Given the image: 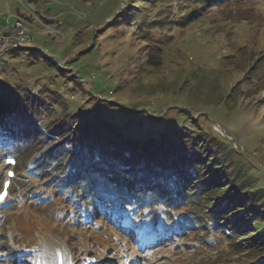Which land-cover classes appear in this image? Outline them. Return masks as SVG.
<instances>
[{"label":"rangeland","instance_id":"rangeland-1","mask_svg":"<svg viewBox=\"0 0 264 264\" xmlns=\"http://www.w3.org/2000/svg\"><path fill=\"white\" fill-rule=\"evenodd\" d=\"M130 1L36 0L28 4L29 0H0V20L8 17L12 22V14L21 10L14 15L15 22L20 21L32 35L24 48L0 57V79L14 90L16 99L31 90L35 97L49 100V94L38 91L44 85L47 91L65 95L66 103L78 106L85 100L84 91L91 87L92 93L98 91L105 98H127L126 104L145 99L151 113L156 105L168 104V110L173 111L184 108L189 117L180 115V119L196 118L203 129L214 130L209 132L217 138L220 128L224 151L239 169L242 182L264 196V0H234L207 11L187 27L175 25L170 32L174 36L163 45L162 63L151 75L144 63L143 37L110 24L120 7ZM141 5L143 10L148 7ZM125 15L126 11L118 18ZM165 35L160 31L152 34L163 39ZM86 47L96 48L90 56L84 53L66 63ZM45 56L59 61L61 68L73 69L77 76L70 77L71 71L61 73ZM140 66L141 73L129 83ZM107 67L113 71L126 68L131 73L121 71L123 86L111 96L108 90L114 89L116 82L102 79V70ZM146 79L176 84L165 93L147 96L137 86ZM150 84H143L145 91ZM101 95L96 98L101 99ZM38 113L46 117L45 111ZM3 158L0 264L258 262L257 256L248 253L246 240L233 244L238 236L245 237L247 230L231 231L224 221L215 226L182 205L175 208L158 200L124 203L106 193L104 198L96 195L93 201L71 205L62 201L59 192L40 183L38 176L23 177L14 172L15 164ZM5 177L12 178L14 191L2 187ZM149 235L152 237L144 241Z\"/></svg>","mask_w":264,"mask_h":264},{"label":"trees","instance_id":"trees-1","mask_svg":"<svg viewBox=\"0 0 264 264\" xmlns=\"http://www.w3.org/2000/svg\"><path fill=\"white\" fill-rule=\"evenodd\" d=\"M232 1L131 0L120 7L110 24L143 37L144 63L151 75L162 63L163 45L174 36L170 32L175 25L187 27L207 11ZM141 4L148 7L143 10ZM125 11L126 15L118 18ZM154 31L165 33L166 39L153 37ZM70 43L73 49L74 40ZM95 48L76 52L77 56L66 63L84 53L90 56ZM45 60L61 73L71 71L70 77L77 76L73 74L76 71L59 67L50 57ZM122 70L131 74L126 68L115 73L108 67L102 70V79L116 82L115 88L108 90L109 95L118 94L123 86ZM140 73L141 66L129 83ZM78 78L83 80L82 76ZM175 84L147 79L137 82L139 92L147 96L165 93ZM13 91L0 79V159L7 157L14 163V172L23 177L38 176L40 183L59 192L62 201L71 205L93 201L96 195L104 198L106 193L124 203L158 200L175 208L182 205L215 226L225 222L231 231L247 230L248 234L238 236L233 244L246 240L248 253L259 258L257 264H264V196L242 182L239 169L224 151L221 138L225 137L219 134L217 138L209 132L214 130L203 129L196 118H179L189 117L186 109L173 111L168 110V104L156 105L151 113L144 105L145 99L126 104L127 98H105L98 91L92 93L91 87L84 91L85 100L78 106L66 103L65 95L47 91L44 85L38 91L49 94V100L35 97L31 90L16 99ZM97 94L101 99L96 98ZM39 111H45L46 117L38 115ZM15 189L10 187V191Z\"/></svg>","mask_w":264,"mask_h":264},{"label":"bare ground","instance_id":"bare-ground-1","mask_svg":"<svg viewBox=\"0 0 264 264\" xmlns=\"http://www.w3.org/2000/svg\"><path fill=\"white\" fill-rule=\"evenodd\" d=\"M32 6V5H31ZM32 11V10H31ZM36 11V10H35ZM37 12V11H36ZM21 16V15H20ZM20 18V17H19ZM17 21V19H16ZM21 24L20 21H17ZM23 22V21H22ZM24 23V22H23ZM25 26V25H24ZM24 28V27H23ZM30 31V30H29ZM0 33H3L4 38H13V43L9 44L7 48L4 49V54H8L12 51L17 50L24 43L29 41L30 36L28 33H19L18 30H14L13 28H8L7 24H2L0 26ZM53 34V33H52ZM32 36V35H31ZM31 39V38H30Z\"/></svg>","mask_w":264,"mask_h":264},{"label":"built area","instance_id":"built-area-1","mask_svg":"<svg viewBox=\"0 0 264 264\" xmlns=\"http://www.w3.org/2000/svg\"><path fill=\"white\" fill-rule=\"evenodd\" d=\"M3 24H7L8 28H13L14 30H18L19 33H28L29 36H31L29 30L27 28H23V26L14 21H9L6 19V21ZM13 43V38H4L3 33H0V57L4 55V49L8 47L9 44Z\"/></svg>","mask_w":264,"mask_h":264},{"label":"crops","instance_id":"crops-1","mask_svg":"<svg viewBox=\"0 0 264 264\" xmlns=\"http://www.w3.org/2000/svg\"><path fill=\"white\" fill-rule=\"evenodd\" d=\"M4 22V19H1L0 20V26H2L1 24Z\"/></svg>","mask_w":264,"mask_h":264},{"label":"snow or ice","instance_id":"snow-or-ice-1","mask_svg":"<svg viewBox=\"0 0 264 264\" xmlns=\"http://www.w3.org/2000/svg\"><path fill=\"white\" fill-rule=\"evenodd\" d=\"M9 175H11V173Z\"/></svg>","mask_w":264,"mask_h":264}]
</instances>
